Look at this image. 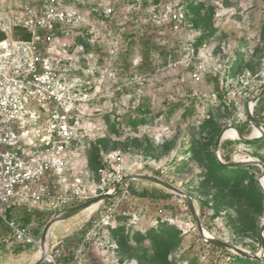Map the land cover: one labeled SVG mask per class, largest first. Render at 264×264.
Returning <instances> with one entry per match:
<instances>
[{
  "label": "rangeland",
  "instance_id": "374dc122",
  "mask_svg": "<svg viewBox=\"0 0 264 264\" xmlns=\"http://www.w3.org/2000/svg\"><path fill=\"white\" fill-rule=\"evenodd\" d=\"M105 1L113 3L114 0ZM98 2L77 0L72 6L88 15ZM169 7L181 8L186 15V26L177 33L137 21ZM88 32L89 28L81 30L84 35L81 41L93 38V35L87 36ZM146 37L156 50L149 55L150 64L139 69L143 58L140 41ZM91 47L99 55L101 70L123 66L125 74L121 80L132 75L139 79L118 97L103 100L101 107L93 108L89 121L84 123L87 137L80 153L87 163V179L92 189L102 186L104 178L106 184L107 179L112 181L118 176L160 178L192 198L201 224L211 237L258 254L261 243L258 244L255 235L241 233L228 221V215L235 216L234 211L221 210L217 216L214 214V189L201 182L205 152L214 154L219 133L248 119L249 103L264 89V0H116L111 23L105 30H100ZM190 48L194 50L195 58L190 67H184L179 62ZM99 75L96 73L95 77ZM216 80L218 89L214 85ZM173 108L175 110L170 113ZM185 108H193L194 113L183 118ZM130 118L143 119L144 123L133 129L127 125ZM208 120H215L216 124L201 132L200 127ZM100 140L106 141V150L99 145ZM226 140L237 141L223 139L222 142ZM94 147L99 150L101 167H107L106 174L99 175L88 165V156ZM218 152L221 157L220 148ZM229 152L232 159L236 154L246 160L256 159L252 149L241 143L230 146ZM113 153H118L121 160L109 159V163H104V157ZM256 154L264 156V150ZM118 163L121 164L119 174L113 171ZM257 168L260 174L256 181L261 175L260 167ZM129 184L136 191L145 189L171 194L163 201L142 199L141 205L153 216L150 220L148 214L132 222L126 216L116 218L115 224L124 226L130 238L135 232L156 229L158 222H165L175 227L181 238L180 245L169 256L172 264H188L191 260L196 264L228 262L227 254L212 249L201 239L181 197L151 182L130 180ZM201 202L207 206L202 208ZM87 215L85 212L55 224L50 241L70 237L78 231ZM31 226L32 229L36 227L33 223ZM40 234L35 236L36 244L25 246L19 255L12 252L17 244L4 239L0 264H33L40 249ZM129 244L136 246L132 239ZM242 244L253 246L255 251ZM148 245V242L142 243V246ZM118 256L107 260L96 257L94 264H153L141 259L139 252L130 256L118 252Z\"/></svg>",
  "mask_w": 264,
  "mask_h": 264
},
{
  "label": "built area",
  "instance_id": "2783aa9c",
  "mask_svg": "<svg viewBox=\"0 0 264 264\" xmlns=\"http://www.w3.org/2000/svg\"><path fill=\"white\" fill-rule=\"evenodd\" d=\"M76 1L0 0V222L9 228L13 243L35 245L32 224L18 226L11 210L53 216L109 194L86 212L78 239L50 241L47 264L117 258L118 243L110 232L116 218L126 216L132 222L150 214L132 193L130 180L118 176L106 184L104 178L95 190L88 184L87 163L80 153L87 137L84 123L93 108L139 79L132 75L121 80L123 66L101 70L99 55L91 47L111 23L116 0H99L88 15L72 6ZM137 21L177 33L186 26V15L181 8L169 7ZM84 28H89L87 36L93 35L85 42L80 39ZM194 58L190 48L179 64L190 67ZM109 159L121 160L118 153L105 156L104 163ZM120 166L113 171L119 174ZM106 172L105 165L98 170L99 175Z\"/></svg>",
  "mask_w": 264,
  "mask_h": 264
},
{
  "label": "trees",
  "instance_id": "16d2710c",
  "mask_svg": "<svg viewBox=\"0 0 264 264\" xmlns=\"http://www.w3.org/2000/svg\"><path fill=\"white\" fill-rule=\"evenodd\" d=\"M140 43L143 50V58L142 62L138 66L139 69L143 67V65L148 66L150 64L149 55L153 49L156 50L151 43L150 38H143ZM160 52L161 50L159 53ZM163 55L165 56L166 54L163 53ZM230 76L233 77L234 74L230 73ZM214 85L215 88L218 89V80L214 81ZM118 96L119 95L116 97ZM173 107L176 108L178 105H174ZM174 110V108L170 109V113ZM193 113V108H185L183 110L182 117L186 118L187 116H191ZM252 114L255 123L263 130L262 137L253 142L230 140L223 141L220 144V150L222 152L221 158L223 161L231 162L232 158L229 152V147L235 143H241L251 148L253 151V157L260 160L264 165V156H258V154H256L258 151L264 150V95L261 96L254 105ZM143 123V119L130 118L128 119L127 125H130V127L135 129L138 125ZM215 124V120H208L200 127V131L202 132ZM234 126L244 137H248L252 130L248 119L243 123L234 124ZM99 145H101L105 150L107 149L105 140H100ZM98 152V148L94 147L92 154L88 156V165L90 169L95 172L102 168L98 160ZM205 153L206 161L204 166L205 171L203 174L204 179L201 183L205 187L211 186L214 189V206H212L214 214L217 216L221 210L234 211V217L228 215V221L230 224L234 227V229L240 231L241 233H252L257 238L258 244H260L259 230L264 221V198L256 181V176L260 174L259 169L255 165H244L235 168L223 167L217 163L213 152L206 151ZM130 189L134 195L145 200L163 201L171 197V194H165L163 192H149L145 189L136 191L131 186ZM206 206L207 203L201 202L202 208ZM10 217L18 226H24L32 223L35 224L36 227L32 229V234L34 236H38L40 234V229H43L44 225L52 217V214L41 213L38 211H27L24 208H15L11 210ZM110 232L118 243V252L129 256L139 252L140 256L142 255L141 259L151 261L153 264H172L169 261V256L181 243L179 231L175 227L167 225L165 222H158L156 229L150 228L145 232H135L131 238L128 232L125 231V227L122 225H115L110 229ZM9 236V228L0 222V250L3 248L4 239H10ZM79 236L80 231H77L68 237L67 241L69 243L73 242L78 239ZM130 239L136 243V246L129 244ZM143 242H148L149 245L147 247L142 246ZM25 246L28 245L17 244V246L12 250L13 254L19 255L24 251ZM242 246L249 247L251 251H255V248L251 245L242 244ZM211 248L224 252L228 255V262L226 264H264V259L250 260L215 246H211ZM188 264L196 263L191 260Z\"/></svg>",
  "mask_w": 264,
  "mask_h": 264
},
{
  "label": "water",
  "instance_id": "95a60500",
  "mask_svg": "<svg viewBox=\"0 0 264 264\" xmlns=\"http://www.w3.org/2000/svg\"><path fill=\"white\" fill-rule=\"evenodd\" d=\"M263 95H264V89L260 90V92L252 100L251 107L248 106V108H247V118H248L249 123L251 124V128H252L251 133L248 137L242 136L238 132V130L235 126L228 127V128H232L235 131V133H236L235 140L240 141V142H253V141L262 137L263 130L255 123V121L253 119L252 112H253L254 105L260 99V97ZM228 128H226V129H228ZM225 130H223L219 133V135L217 136V139H216V143H215L214 155H215V159H216L217 163L223 167H228V168H235V167H240V166H244V165H256V166L260 167L261 175H260L257 182H258L259 187L262 190L263 198H264V190L260 184V179L264 178V165L260 161L253 159V158H251L249 160H244V161H235L233 158L231 162H225L219 156L218 151L220 148V144L223 140L222 137H223V133ZM255 132H258L259 134L255 135ZM125 180H138V181L151 182V183L157 184L158 186L166 189L170 193H173V194L181 197L185 202V205L189 211V214L193 220V223L195 225V228H196L199 236L207 244L221 248V249H224V250H227V251H229V252H231L237 256L247 258L250 260H263L264 259V224L261 226V228L259 230V236H260V241H261V251L258 254H253V253L245 251V250H243L237 246H234V245L229 244L227 242H223V241L215 239L213 237L205 238L204 232H206V231L204 230V228L201 224V220L199 218V215L195 210L192 198L190 196H188L186 193H184L182 190H180L179 188L174 187L173 185L165 182L164 180H162L160 178L152 177V176H146V175H135V176L123 177L121 181H125ZM119 185H120V182L116 183L114 185L113 189L117 190L119 188ZM108 195L109 194H107V193L101 194L97 198L89 200V201H87V202H85L79 206H75V207L66 209V210L62 211L61 213L53 215L47 221V223L44 225L42 232L40 234V240H39L40 248L43 247L46 235H48V233L51 231L52 227L55 224L69 220L73 217H76V216L82 214V213H85L86 210L90 206H93L95 204L102 202L103 200H105L108 197ZM49 248H50V240H49V244H48V250H49ZM48 250L46 251V253L41 255L33 264H42L43 262H45Z\"/></svg>",
  "mask_w": 264,
  "mask_h": 264
},
{
  "label": "bare ground",
  "instance_id": "6f19581e",
  "mask_svg": "<svg viewBox=\"0 0 264 264\" xmlns=\"http://www.w3.org/2000/svg\"><path fill=\"white\" fill-rule=\"evenodd\" d=\"M251 105H252V102H250L249 103V107H251ZM259 133L258 132H255V135H258ZM223 139H233V140H235V138H236V133H235V131L232 129V128H228V129H226L225 131H224V133H223V137H222ZM234 160L235 161H244V160H246L244 157H242L241 155H239V154H236L235 156H234ZM260 184H261V187L263 188V190H264V178H261L260 179ZM96 205V204H95ZM95 205H93V206H90L87 210H86V212L88 213V212H91L92 210H93V208L95 207ZM51 235V231L48 233V235H46V237H45V240H44V245H43V247L42 248H40L39 249V251H38V253H37V255H36V258L38 259L41 255H43L44 253H46V251L48 250V244H49V240H50V236ZM204 236H205V238H210L211 236L209 235V233H207V232H204Z\"/></svg>",
  "mask_w": 264,
  "mask_h": 264
},
{
  "label": "crops",
  "instance_id": "0c3cea01",
  "mask_svg": "<svg viewBox=\"0 0 264 264\" xmlns=\"http://www.w3.org/2000/svg\"><path fill=\"white\" fill-rule=\"evenodd\" d=\"M73 233H74V232H73ZM73 233H72V234H73ZM66 238H67V237H66ZM61 239H62V238H61ZM63 239H65V238H63Z\"/></svg>",
  "mask_w": 264,
  "mask_h": 264
}]
</instances>
